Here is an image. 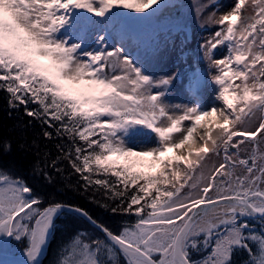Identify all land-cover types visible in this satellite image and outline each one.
<instances>
[{"label": "snow or ice", "instance_id": "1", "mask_svg": "<svg viewBox=\"0 0 264 264\" xmlns=\"http://www.w3.org/2000/svg\"><path fill=\"white\" fill-rule=\"evenodd\" d=\"M175 6L0 0V91L9 107L23 106L71 141L60 151L86 188L100 186L120 200L113 213L134 218L110 229L81 206L44 207L0 168V264H41L65 211L103 238L77 232L57 264H235L240 250L245 264H264V0H234L219 18V0L196 5L197 18L215 8L201 26L218 28L199 45L197 63L206 60L207 70L185 74L188 103L171 102L181 74L152 67ZM221 46L227 55L217 59ZM12 241L25 245L23 258Z\"/></svg>", "mask_w": 264, "mask_h": 264}, {"label": "trees", "instance_id": "2", "mask_svg": "<svg viewBox=\"0 0 264 264\" xmlns=\"http://www.w3.org/2000/svg\"><path fill=\"white\" fill-rule=\"evenodd\" d=\"M45 131L52 132V137H46ZM6 144H11V149L6 148ZM70 144L71 141L66 137L57 136L55 129L27 116L23 106L19 109L10 108L7 93L0 91V168L8 169L23 178L44 207L51 203L81 206L110 229L121 228L130 217L112 212L120 200L110 198L100 186L86 188L85 181L60 151L59 146L66 148ZM67 217H75L80 226H89L76 215ZM255 230L258 232L260 227ZM233 259L235 264H245L249 257L246 251L240 250L234 254ZM50 260L49 253L42 264H49Z\"/></svg>", "mask_w": 264, "mask_h": 264}, {"label": "rangeland", "instance_id": "3", "mask_svg": "<svg viewBox=\"0 0 264 264\" xmlns=\"http://www.w3.org/2000/svg\"><path fill=\"white\" fill-rule=\"evenodd\" d=\"M130 2L132 1L130 0ZM202 2L207 3L208 0H174L176 6L166 13L163 31L167 30L172 36L171 38L170 36L167 37L168 33L163 35L165 40L159 44V51L153 61L152 67L153 71L159 76L171 75L173 73L181 74L180 79L173 82L175 87L170 93L172 97L171 102L173 103L189 102L186 97L187 77L185 74L191 73L197 68L208 66L206 60L197 63V56H202V52L198 51V49L199 45L205 43L212 34H214L218 26L206 23L203 27L201 26V21L206 20L208 15L215 10L214 7H209L197 18L195 8L198 3ZM233 3L234 0H219L220 8L219 11L216 12V18H219L228 11L229 6ZM169 23L171 25H178L179 29L169 30ZM225 55H227V50L221 46L215 58H223ZM211 74L215 75V70H212ZM181 81H183V83ZM209 95H211V89H209ZM210 106L211 104L209 103V107ZM207 123L208 121H202L201 124L204 127L198 128L197 133H194V135L204 131L207 127ZM77 232H86L92 236L103 238L102 235H99L95 230H74L65 226L61 231L62 234L60 238L56 242L52 264H57L62 247L68 243ZM10 247L12 249L11 245ZM15 249L16 248L12 249V251Z\"/></svg>", "mask_w": 264, "mask_h": 264}, {"label": "water", "instance_id": "4", "mask_svg": "<svg viewBox=\"0 0 264 264\" xmlns=\"http://www.w3.org/2000/svg\"><path fill=\"white\" fill-rule=\"evenodd\" d=\"M52 235V234H51ZM47 248H48V245H47V247H46V249H45V251H44V253H43V256L41 257V260H42V258L45 256V254H46V252H47ZM16 257H18V258H23V254H21V255H15Z\"/></svg>", "mask_w": 264, "mask_h": 264}]
</instances>
